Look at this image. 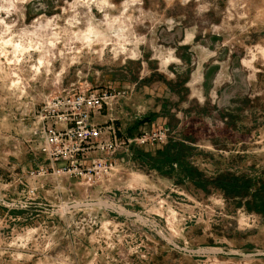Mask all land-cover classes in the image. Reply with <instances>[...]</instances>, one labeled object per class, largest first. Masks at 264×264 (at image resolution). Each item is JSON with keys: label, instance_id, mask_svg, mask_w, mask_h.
Listing matches in <instances>:
<instances>
[{"label": "rangeland", "instance_id": "374dc122", "mask_svg": "<svg viewBox=\"0 0 264 264\" xmlns=\"http://www.w3.org/2000/svg\"><path fill=\"white\" fill-rule=\"evenodd\" d=\"M49 21L38 73L42 52L0 56V264H264V213L178 170L263 181L264 0H26L8 36ZM90 88L114 95L118 146L56 158L44 127ZM174 141L180 162L145 158Z\"/></svg>", "mask_w": 264, "mask_h": 264}, {"label": "built area", "instance_id": "2783aa9c", "mask_svg": "<svg viewBox=\"0 0 264 264\" xmlns=\"http://www.w3.org/2000/svg\"><path fill=\"white\" fill-rule=\"evenodd\" d=\"M66 93L58 101L60 109L56 112L53 122L44 127L48 143L56 148V152H53L56 158L71 160L79 153L93 148L100 153H113L118 142L110 123L112 118L109 114L105 120L99 118L103 116L101 111L105 107L108 111L112 110L113 93L106 89L97 91L92 88ZM166 131L160 126L133 139L139 145H154L163 142ZM105 164L110 166L112 162L105 160Z\"/></svg>", "mask_w": 264, "mask_h": 264}, {"label": "trees", "instance_id": "16d2710c", "mask_svg": "<svg viewBox=\"0 0 264 264\" xmlns=\"http://www.w3.org/2000/svg\"><path fill=\"white\" fill-rule=\"evenodd\" d=\"M157 151L158 152H155V154L153 155H151L150 153L148 155H145V158L155 163L156 166H158V164L169 166V164L171 162H174L175 160H177V162H180L183 157L182 149L179 147V143H177L176 141L168 142V144H166L165 146L162 145L161 148ZM178 170L183 174L182 176L187 177V179L190 178L189 180H191V182L197 188L212 184V186H218L219 189L226 193L231 192L233 195H239L238 193H241L240 195L243 196L247 195V197H249L250 199L245 202L246 205H252L253 203L251 207L254 208L255 211H261L262 213H264V178L262 179L263 181H260L258 179V186L253 190V192H250V187L253 188L254 186L253 182L242 181L240 179L233 178L232 176L225 177V174H216V176L212 177L211 179H205V177L202 176L201 173H199L195 169H192L190 166L188 167L185 164L183 166L180 165Z\"/></svg>", "mask_w": 264, "mask_h": 264}, {"label": "clouds", "instance_id": "9594fccd", "mask_svg": "<svg viewBox=\"0 0 264 264\" xmlns=\"http://www.w3.org/2000/svg\"><path fill=\"white\" fill-rule=\"evenodd\" d=\"M17 2H26V0H0V13H5L6 15H0V24L4 25V32L0 33V56L7 58L9 55H12L15 62H19V59L23 58L24 52L29 51H37L42 52L43 56L39 59L38 64L34 65L35 71L38 73L48 61L46 57L50 54L48 51L49 48H54L56 44L59 42V34L53 33V36L47 38V44H45V38L38 35V32L41 29H45L51 25V21L48 22V25H42L36 31L31 33H25L21 35L20 40L14 42L13 36H8V33L11 31L14 25H9L6 23L8 16H11L13 12L16 10ZM92 31L89 30L88 33L85 34V39L91 41ZM3 36H7V39H3ZM25 36L32 37L34 39H27V46L25 47L24 40ZM79 38V36H78ZM11 45L13 51L9 53L8 46ZM13 60H9L8 63H12ZM19 83V80L16 81Z\"/></svg>", "mask_w": 264, "mask_h": 264}]
</instances>
